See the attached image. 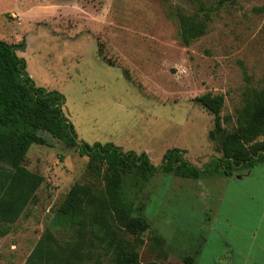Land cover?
Here are the masks:
<instances>
[{"label": "rangeland", "instance_id": "1", "mask_svg": "<svg viewBox=\"0 0 264 264\" xmlns=\"http://www.w3.org/2000/svg\"><path fill=\"white\" fill-rule=\"evenodd\" d=\"M201 8L207 32L185 47L175 12ZM0 40L36 87L64 97L79 141L145 153L154 166L176 149L201 171L198 179L156 173L141 190L131 182L133 216L149 228L120 234L140 264H183L197 252L195 264H264V165L225 177L212 164L245 86L264 87V0H0ZM205 94L223 96L221 130L195 101ZM41 136L47 144L32 145L24 166L43 183L21 217L0 228L8 230L0 264H24L74 184L103 187L96 171L106 166ZM55 236L65 256L74 252L70 264H112L95 247H76L72 232Z\"/></svg>", "mask_w": 264, "mask_h": 264}, {"label": "trees", "instance_id": "2", "mask_svg": "<svg viewBox=\"0 0 264 264\" xmlns=\"http://www.w3.org/2000/svg\"><path fill=\"white\" fill-rule=\"evenodd\" d=\"M187 15L177 10L178 38L185 47L206 34L210 21L200 9ZM213 116L214 126L221 130L220 111L223 96L205 94L195 98ZM64 97L57 91L36 87L26 72L14 46L0 40V228L14 224L34 199L43 177L24 166L32 145H46V133L80 156L106 166L103 187L74 184L54 211L49 227L34 244L24 264H70L74 252L65 256V248L55 236L74 233L76 247H95L97 257L109 256L112 264H140L138 253L120 232L136 235L149 228L143 217L133 216V200L128 195L132 185L141 188L156 173L172 174L182 179H198L201 171L187 162L181 152L168 150L158 166L145 153L124 152L112 143L88 145L79 141L74 128L62 111ZM227 121L228 118H225ZM264 87L246 85L242 107L235 116V128L221 139V157L212 162L225 177L264 165ZM8 230H0V237ZM76 250V249H75ZM74 250V251H75ZM198 252L182 257L183 264H195ZM145 264H160L148 262Z\"/></svg>", "mask_w": 264, "mask_h": 264}, {"label": "crops", "instance_id": "3", "mask_svg": "<svg viewBox=\"0 0 264 264\" xmlns=\"http://www.w3.org/2000/svg\"><path fill=\"white\" fill-rule=\"evenodd\" d=\"M123 151H125V149L122 148Z\"/></svg>", "mask_w": 264, "mask_h": 264}, {"label": "flooded vegetation", "instance_id": "4", "mask_svg": "<svg viewBox=\"0 0 264 264\" xmlns=\"http://www.w3.org/2000/svg\"><path fill=\"white\" fill-rule=\"evenodd\" d=\"M150 161V160H149ZM151 163V162H150Z\"/></svg>", "mask_w": 264, "mask_h": 264}]
</instances>
